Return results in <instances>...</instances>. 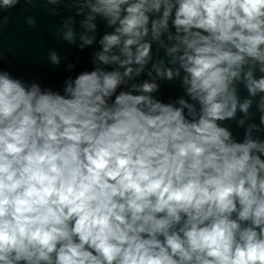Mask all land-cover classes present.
<instances>
[{
  "label": "clouds",
  "instance_id": "1",
  "mask_svg": "<svg viewBox=\"0 0 264 264\" xmlns=\"http://www.w3.org/2000/svg\"><path fill=\"white\" fill-rule=\"evenodd\" d=\"M38 3L99 48L62 90L0 50V264H264V0H0V36Z\"/></svg>",
  "mask_w": 264,
  "mask_h": 264
},
{
  "label": "water",
  "instance_id": "2",
  "mask_svg": "<svg viewBox=\"0 0 264 264\" xmlns=\"http://www.w3.org/2000/svg\"><path fill=\"white\" fill-rule=\"evenodd\" d=\"M54 6L38 3L35 6L21 4L16 8L6 12L11 20L0 36V50L4 53L3 67L12 72L14 76L23 77L25 80L37 79L43 87H51L54 90H62L63 81L68 76H75L84 70H91L92 55L98 50L99 45L95 44L91 48L80 50L76 45H69L57 36V29L61 27L62 20L69 12L65 5L56 6L60 11L59 16L51 15L46 9ZM32 16L36 19V25L29 26L25 17ZM79 17H77V29H79ZM108 31L103 22L100 23V32ZM51 50L57 51L62 57L59 67L53 66L48 61V53ZM74 63L76 67L69 71L67 64ZM182 88L179 81L172 85L164 84L160 98L167 101L182 95ZM244 94V93H242ZM255 111V105L253 106ZM241 113L237 114L239 119ZM255 118V117H254ZM237 139L243 138L244 128H238L236 120L226 122ZM259 133L253 132V136Z\"/></svg>",
  "mask_w": 264,
  "mask_h": 264
}]
</instances>
